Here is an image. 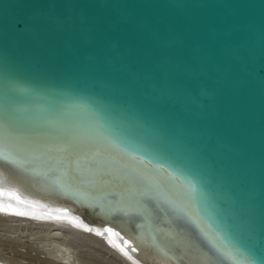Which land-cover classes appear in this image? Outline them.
Masks as SVG:
<instances>
[{
	"label": "water",
	"instance_id": "water-1",
	"mask_svg": "<svg viewBox=\"0 0 264 264\" xmlns=\"http://www.w3.org/2000/svg\"><path fill=\"white\" fill-rule=\"evenodd\" d=\"M14 108L37 131L102 133L122 163L183 172L179 193L165 189L174 207L151 202V223L121 186L47 178L68 211L135 254L145 227L209 250L208 233L264 264V0H0V139Z\"/></svg>",
	"mask_w": 264,
	"mask_h": 264
},
{
	"label": "bare ground",
	"instance_id": "bare-ground-1",
	"mask_svg": "<svg viewBox=\"0 0 264 264\" xmlns=\"http://www.w3.org/2000/svg\"><path fill=\"white\" fill-rule=\"evenodd\" d=\"M0 187L11 190L10 194L16 197L7 202L10 206H6L3 196H0V225L2 229L8 227L7 238H21L17 235L21 229L30 231L21 238L24 240L20 244V252L31 258L28 263H23L21 259L0 256V264H133L113 244L123 246L140 264H160L161 261L167 264L215 262L216 257L202 243L175 233L172 234L174 237L158 236L157 244H153L145 227H142L137 238L141 254L132 253L115 235L116 232L110 234L68 211L54 182L40 173L25 172L2 160ZM155 232L153 230L152 233ZM187 244L194 247L186 255ZM33 251L34 255L31 253Z\"/></svg>",
	"mask_w": 264,
	"mask_h": 264
},
{
	"label": "snow or ice",
	"instance_id": "snow-or-ice-1",
	"mask_svg": "<svg viewBox=\"0 0 264 264\" xmlns=\"http://www.w3.org/2000/svg\"><path fill=\"white\" fill-rule=\"evenodd\" d=\"M2 127L0 160L7 161L25 172L39 171L46 178H50L53 170L67 177H71V172L75 171L85 178H94V181L90 180V182H106L121 186L125 190L135 193L134 207L146 213L145 221L149 223H151L153 215L149 207L151 202L153 200L158 201L157 198H159V200L174 207L172 202L166 199L165 189L169 192L179 193L184 184L183 172H174L164 164L157 165L154 163L152 169L149 170L134 164L122 163L110 150L111 147L119 146L114 140L102 133H97V136L99 141H104L103 146L99 141H85L79 134V130L72 125L70 127L74 130L64 135L37 131L17 117L15 108L3 122ZM133 160L144 161V156L133 155ZM29 164L33 166L28 167ZM160 172L165 175L160 176ZM10 192L11 190L6 187H0V196H3L6 206H10L7 204L8 201L16 199ZM187 199L194 208V197L189 195ZM160 210L163 211L162 208ZM17 214L25 215V213ZM106 231L110 234L113 233L111 227L107 228ZM161 234H165L163 229H156L155 234L150 233L153 244H157V237ZM115 235L123 241V244L132 253L138 252V249L128 240H125L119 232H116ZM204 235L211 244L209 251L214 250L213 256L216 257L214 264H223L224 260L232 261L233 264H241L236 253L219 248L208 233ZM109 243L113 244V241L109 240ZM113 246L119 248L128 260L133 261V264H140V261L134 260L133 256L129 254V251H125L123 246L118 244H113ZM193 247V245L187 244L185 254H189ZM238 247L242 252L246 251L242 245H238ZM160 264H167V262L161 261Z\"/></svg>",
	"mask_w": 264,
	"mask_h": 264
},
{
	"label": "rangeland",
	"instance_id": "rangeland-1",
	"mask_svg": "<svg viewBox=\"0 0 264 264\" xmlns=\"http://www.w3.org/2000/svg\"><path fill=\"white\" fill-rule=\"evenodd\" d=\"M2 228H3V226L0 225V256H5L8 258H12V259H16V258L21 259L23 261V263H26V262L28 263L31 258H30V256H28L26 254L25 255L21 254L20 250H22V249H20L21 248L20 244L22 243V240H24V238L23 239H21V238L24 237V235H27L30 231L27 229H26V231L21 229V231L18 232L19 234L17 233L18 237H21V238H19V239L17 237L7 238L5 236V234L8 232V229H7L8 227L4 226V229H2ZM27 231H28V233H27ZM25 232H26V234H25ZM13 239H15V240H13ZM31 253L33 255L35 254L34 251ZM92 263L94 264V262H92Z\"/></svg>",
	"mask_w": 264,
	"mask_h": 264
}]
</instances>
